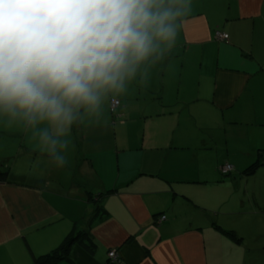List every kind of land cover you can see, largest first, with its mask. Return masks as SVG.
Masks as SVG:
<instances>
[{
	"label": "crops",
	"instance_id": "1",
	"mask_svg": "<svg viewBox=\"0 0 264 264\" xmlns=\"http://www.w3.org/2000/svg\"><path fill=\"white\" fill-rule=\"evenodd\" d=\"M263 8L264 0H193L176 46L114 98L118 118L111 99L73 128L62 169L40 157L22 125L0 121V264H30L70 233L68 259L55 264H219L222 252L252 264L244 229L224 220L236 199L225 211L220 197L202 199L236 190L254 151L264 158ZM226 163L233 172L223 176ZM252 176L264 197V165Z\"/></svg>",
	"mask_w": 264,
	"mask_h": 264
},
{
	"label": "clouds",
	"instance_id": "2",
	"mask_svg": "<svg viewBox=\"0 0 264 264\" xmlns=\"http://www.w3.org/2000/svg\"><path fill=\"white\" fill-rule=\"evenodd\" d=\"M192 5L0 0V121L22 125L40 157L64 168L73 128L147 78L176 46Z\"/></svg>",
	"mask_w": 264,
	"mask_h": 264
},
{
	"label": "rangeland",
	"instance_id": "3",
	"mask_svg": "<svg viewBox=\"0 0 264 264\" xmlns=\"http://www.w3.org/2000/svg\"><path fill=\"white\" fill-rule=\"evenodd\" d=\"M110 117L111 120H116L118 118H116L113 113H110ZM241 136V134H238L237 139H235L240 152L241 150H247L245 147L246 141L241 140ZM252 154L253 158L257 155L255 151ZM243 158L244 155H236V159L238 160ZM250 162V157H247L245 162L240 166L242 172L239 171V173H242L243 177L239 179V187L236 190L232 189L231 191L229 186H227L228 188L222 187L220 191L217 190L216 194L210 193L209 195H204V199L202 200L208 202L220 197V199L225 200L226 203L223 204L221 201V203L216 202V205L218 206V204H220L222 211H225L228 210L229 206L235 202L234 199H236V213L230 214L232 216L224 218V220H228L239 228L244 229L245 239L241 248L247 253L248 260H252V264H264V197L260 192L259 179L255 180L252 175L243 173V171H245V165L250 164ZM230 191L232 202L229 199ZM224 249L226 250V246H224ZM222 254L219 264H233L234 261L239 263V261H236L235 257L230 258L229 255L223 252Z\"/></svg>",
	"mask_w": 264,
	"mask_h": 264
},
{
	"label": "trees",
	"instance_id": "4",
	"mask_svg": "<svg viewBox=\"0 0 264 264\" xmlns=\"http://www.w3.org/2000/svg\"><path fill=\"white\" fill-rule=\"evenodd\" d=\"M215 36H216V33H215ZM262 165H264V158L261 154H257L255 161L252 164H250L245 169V171H243V173H248L250 175H253L257 171V169ZM231 171H233V169ZM230 172H227V173L221 172V174L224 176V175H228ZM7 178H8V169L0 171V182L7 181ZM226 234H228V236H231V237L234 236V234L229 231ZM74 237H75L74 234L70 233L69 235L65 237V239L59 246L55 247L50 252L34 256L30 264H55L56 262L67 260L69 248L74 240Z\"/></svg>",
	"mask_w": 264,
	"mask_h": 264
},
{
	"label": "built area",
	"instance_id": "5",
	"mask_svg": "<svg viewBox=\"0 0 264 264\" xmlns=\"http://www.w3.org/2000/svg\"><path fill=\"white\" fill-rule=\"evenodd\" d=\"M216 37L222 41L224 40H227L228 38V35L224 32H220V31H216ZM119 100L117 99H112L111 102H110V110L112 113L115 112V109L119 106ZM232 170V166L229 165V164H225V165H222L220 167V172L222 173H227V172H230ZM165 219V216H161L160 220H163ZM109 258H110V262H115L118 260V254L116 251H110L109 254H108Z\"/></svg>",
	"mask_w": 264,
	"mask_h": 264
}]
</instances>
